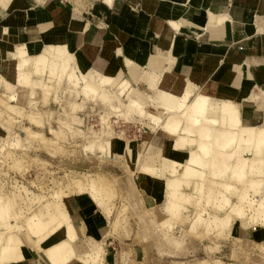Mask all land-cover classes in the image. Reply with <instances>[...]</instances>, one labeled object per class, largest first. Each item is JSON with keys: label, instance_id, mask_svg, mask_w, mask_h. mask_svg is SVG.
<instances>
[{"label": "crops", "instance_id": "crops-1", "mask_svg": "<svg viewBox=\"0 0 264 264\" xmlns=\"http://www.w3.org/2000/svg\"><path fill=\"white\" fill-rule=\"evenodd\" d=\"M64 44L72 63L80 70L84 63L103 75L120 73L143 92L149 91L145 84L133 80V72L161 76L166 71L174 79L171 86L177 92L190 88L193 94L236 102L244 124L264 122V0H0V98L1 79L11 81L18 95L14 103L29 108L28 87L22 88L14 81L17 58L12 54L17 47L22 45L30 56H36L50 45ZM153 58H157L158 65ZM69 67L67 73L73 70V79L65 74L55 83L64 81L76 96H82L80 85H76L81 73L73 64ZM35 93L37 104L44 106L40 90ZM2 109L0 103L1 112ZM4 120L5 116H0V135ZM20 120L14 116L15 125ZM148 126L154 128L151 123ZM151 133L142 129L137 139L113 141L120 144L117 154L126 162L124 142L138 144L148 137V141L161 146L165 157L186 159L187 151L175 149L167 134L155 130ZM98 156L101 157L99 153ZM127 163L131 164L129 159ZM142 176L135 171L133 183L145 197L144 206L155 210L161 206V198L140 185L138 178ZM62 202L75 229V249L81 251V257L85 256L82 250L92 251L94 244L100 243L103 264H125L120 247L127 243L112 230L111 208L107 214L86 193H70ZM231 236L260 243L264 239V225L244 230L234 225ZM20 237L24 241L20 248L23 258L4 264H52L44 249L64 235L52 236L40 248L24 234ZM133 250L137 256L142 247L137 245ZM65 264L85 263L73 256Z\"/></svg>", "mask_w": 264, "mask_h": 264}, {"label": "rangeland", "instance_id": "rangeland-1", "mask_svg": "<svg viewBox=\"0 0 264 264\" xmlns=\"http://www.w3.org/2000/svg\"><path fill=\"white\" fill-rule=\"evenodd\" d=\"M37 57H40V54L35 56ZM70 63L68 62L67 69H70ZM49 66L54 71L50 69V72L48 68L44 73L35 70L27 81L19 82L14 79L22 88L28 87L27 95L30 97L29 108L16 107L22 112L33 111L35 116L37 115L36 118L41 121V126L32 124L18 112L10 113L2 109L0 113V116H5L6 119L2 124L3 134L0 135L2 136L0 138V200L7 203V212L3 214L2 220L13 224L11 228L9 226L0 229L2 237L10 233L23 234L25 227L21 226L26 223L29 215L38 212L44 204H52L57 196H61L62 199L70 193H84L82 190L85 188L87 178L102 177L101 182L109 193L105 200L108 212L105 211L110 214L111 208L113 215L111 225L115 221L113 225L115 230L113 228L112 230L122 236L127 243V245L121 244L120 247V254L124 252L125 264H195L199 260H215V258L224 264H264V239L260 243L253 244L231 236L234 225H238L243 230L264 225L260 220L253 221L252 218H248L249 210L245 211V214L230 211V223L224 230L218 227L215 230L214 226L206 228V224L203 225L205 229L201 225L194 229L191 220L196 216V212L201 213L205 219L215 214L218 217L224 216V211L216 207L218 195L207 204L205 198L201 199L202 195L194 191V195L201 200L196 198L198 202L200 201L199 204L195 202V197L192 201L196 204L192 201L182 202L178 209L180 219L178 216L177 219L175 215H168L165 211L164 192L162 196L155 191L152 192L153 195L157 194L161 198V206L155 210L146 208L145 197L132 180V174L139 171L145 153L138 152L136 157L131 159L125 151L131 163L128 164V159L125 162L124 157L117 154L121 149L120 144L113 141L137 139L139 130L142 129H146L148 133L158 131L148 126L150 121L146 115L129 111L125 105L119 104L116 110H112L102 104L96 96H86L87 98L76 96L69 84H65L64 81L59 85L55 83L58 81L54 75L56 65L49 63ZM2 81L8 80L1 79V83ZM41 81L52 85L47 97L43 94L44 91L42 92ZM83 81L82 75H79L76 85L83 84ZM8 82L15 89V85ZM37 89L43 97L44 106L41 107L36 102ZM2 92L0 99L15 104V101L9 98V91L3 89ZM147 109L151 107L147 106ZM14 116L21 119L18 125L14 124ZM25 127L40 131L39 136H29ZM103 131L108 132L107 135ZM42 138L49 141H42ZM142 140H139L137 145H140ZM106 141L114 144L112 152L106 148ZM129 143L133 142H124L125 150ZM108 155L117 156L102 158ZM78 184H81L80 188ZM250 189L246 191L247 198L255 200L257 196L260 197L259 193L256 194ZM52 193L56 194L52 196ZM229 196L237 203V198L230 194ZM241 222H243L242 226H240ZM16 225L19 228H16ZM190 225L193 227L191 228ZM218 229L221 232H218ZM137 245L142 247V251L134 256L133 248Z\"/></svg>", "mask_w": 264, "mask_h": 264}, {"label": "bare ground", "instance_id": "bare-ground-1", "mask_svg": "<svg viewBox=\"0 0 264 264\" xmlns=\"http://www.w3.org/2000/svg\"><path fill=\"white\" fill-rule=\"evenodd\" d=\"M12 55L17 58V63L14 64V67L17 68L14 79L19 82L29 80L35 70L44 73L48 68L49 71L52 69L49 63H55L56 65L54 75L57 80H61L62 75L65 74L67 78L72 80L75 75L74 71L71 70L67 73V64L71 62L70 64H73L80 71L84 79L79 89L84 98L86 96H96L102 104L112 110H116L119 104H122L129 111L146 115L158 132H164L172 139V146L175 149L187 151L186 159L178 161L161 154V146H156L150 140L148 141V137L143 138L140 145L134 143L126 145L125 151L131 159L135 158L138 152L145 153L139 167V172L143 176L139 177L138 180L140 185L149 193L155 191L157 194H161L159 196H162L163 192L165 193L164 205L168 215H175L180 219L178 209L182 202H191L194 197L196 200L195 191L202 195L203 198L201 199L205 198L207 204H210L211 200H214V196L218 195L217 200L219 202L217 201L216 207L224 211V216L221 217L220 215L218 217L215 214L213 216L209 215L210 217L205 219L201 216V213L196 212V216L191 220L192 223L190 222L194 229L197 226L206 224V228L214 226L215 230L217 227L224 230L230 223V211L245 214V211L249 210L250 216L248 218H252L253 221L260 220L261 223H264V122L258 125L244 124L238 103L230 100H216L205 94L195 93L196 91L193 94L190 88H186L179 93L174 85L171 86L174 79L166 71L162 72L161 76L154 72H133L131 74L133 80L136 83L145 84L149 92L139 91L120 73L103 75L87 68L84 63H81L83 70H80L78 65L72 63V56L65 44L62 46L50 45L37 58L30 56L22 45L17 47ZM152 61H155L156 65L159 64L157 58H153ZM2 84L3 89L9 91V98L16 102L18 95L13 86L8 81H2ZM158 84H161L160 88ZM41 85L42 92L44 91L43 94L47 97L49 88L52 85L43 81H41ZM23 90L25 91V89ZM24 91L22 96H24ZM124 98L126 101H124ZM0 103L2 108L10 113H21L32 124L42 125L33 111L22 112L21 109L16 107V104L8 103L2 99H0ZM147 106H150L151 109H147ZM30 128L25 127L29 136H39L40 131L31 130ZM46 138L41 140L48 142L49 140ZM165 143L167 146L170 144ZM106 144L108 151L112 152L114 144L112 142L108 143V141H106ZM102 180V177L87 178L85 188L82 191L90 195L98 206L108 212V205L105 200L109 193L101 182ZM79 185L81 184H78V188H80ZM250 188L254 193H259L260 197L257 196L258 198L255 200L247 198L246 191ZM227 193L237 198V203L233 202ZM54 195L52 193V196ZM198 200L195 202L197 203ZM192 203L194 202L192 201ZM192 203L189 204L192 205ZM6 209L7 203L0 200V229L13 226L12 223L2 220L3 214L7 212ZM209 212L207 213L209 214ZM113 225L112 228L115 230ZM242 225L243 222L240 226ZM21 227H25L23 233L25 237L38 248H40L41 243L48 241L52 236L63 233L64 237L44 249L52 264H65L73 256L79 257L85 264H103L101 257L103 251L100 243H95L92 251L82 250L85 253L84 257L79 255L81 251H76L75 229L67 211L64 209L61 196L55 197L52 204H44L38 212L29 215L26 223ZM16 228L19 227L16 225ZM219 229L218 232H221ZM23 242L18 234L10 233L4 237L0 234V264L22 259L23 255L20 248ZM195 264L224 263L215 258V260H199Z\"/></svg>", "mask_w": 264, "mask_h": 264}]
</instances>
